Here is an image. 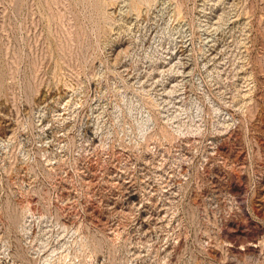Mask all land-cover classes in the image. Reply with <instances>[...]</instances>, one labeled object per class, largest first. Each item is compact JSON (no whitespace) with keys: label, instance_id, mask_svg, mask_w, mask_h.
I'll return each instance as SVG.
<instances>
[{"label":"rangeland","instance_id":"rangeland-1","mask_svg":"<svg viewBox=\"0 0 264 264\" xmlns=\"http://www.w3.org/2000/svg\"><path fill=\"white\" fill-rule=\"evenodd\" d=\"M0 264H264V0H0Z\"/></svg>","mask_w":264,"mask_h":264}]
</instances>
